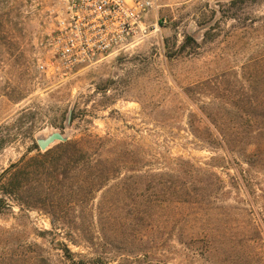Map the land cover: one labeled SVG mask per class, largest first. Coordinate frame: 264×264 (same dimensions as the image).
<instances>
[{"label":"rangeland","instance_id":"obj_1","mask_svg":"<svg viewBox=\"0 0 264 264\" xmlns=\"http://www.w3.org/2000/svg\"><path fill=\"white\" fill-rule=\"evenodd\" d=\"M41 1L0 0V175L12 163L37 153L34 142L54 131L68 139L86 131L108 138L106 149L137 154V168L151 163L170 171L182 158L191 163L180 169L183 177L210 182L216 174L231 193L211 199L212 215L220 219L190 228L193 224L183 217L166 236L170 250L163 248L162 253L172 264H244L250 252L255 256L252 264H264V231L250 243L225 236L211 245L199 238L202 234L186 233L202 228L234 232L239 220L250 230V218L264 229V165L247 164L241 148L229 156L207 118L208 114L212 120L228 119L237 107L248 108L258 120L264 113V0H158L159 7L126 47L67 78L48 76L37 68L44 18ZM72 110L78 115L73 123ZM247 130L230 125L222 132L243 136ZM252 147L246 145V150ZM244 169L248 171L243 182L250 179L257 196L256 210L247 218L238 208L247 207L249 193L234 179ZM130 173L122 167L119 178L109 184L114 188ZM105 190L83 194L80 200L58 201L66 217L61 226H54L51 214L42 208L21 210L15 201L0 208V264H24L21 253L32 256L34 247L60 263L57 240L87 254L84 245L70 241L67 233L86 230L100 242L97 205ZM122 212L118 221H110L114 230L110 250L116 255L113 262L128 255L122 263L129 264L135 255L143 258L147 244L133 238V228H122L130 217L126 209ZM193 237L197 239L192 241Z\"/></svg>","mask_w":264,"mask_h":264},{"label":"trees","instance_id":"obj_2","mask_svg":"<svg viewBox=\"0 0 264 264\" xmlns=\"http://www.w3.org/2000/svg\"><path fill=\"white\" fill-rule=\"evenodd\" d=\"M249 113L248 108L237 107L228 119L214 117L212 120L208 114L207 118L216 129L219 139L224 142V149L229 156L232 157L235 148H241V157L247 164L264 165V113L261 114L260 120ZM245 114L249 116L245 118ZM77 116L72 110L69 121L73 123ZM230 125L235 128L246 127L248 133L241 136L222 132V129ZM107 141L108 138L86 131L80 137L61 141L44 151L34 142L37 153L28 158L24 156L1 173L0 208L11 206L10 201L18 202L21 210L42 208L51 214L54 226L64 225L66 220L58 201L80 200L79 197L85 198L84 195H89L92 191L106 188L103 198L97 205L101 227L100 242H97L99 239H95L86 230H70L67 233L70 241L78 246L82 243L88 250L87 254L75 252L67 242L57 240L55 245L62 251L60 263H54L42 253L41 248L34 247L32 256L26 252L21 253L20 258L24 264L28 262V264H124L122 262L129 260L128 255L113 262L116 255L111 254L110 246H113L114 239L111 236L114 230L109 227L110 221H118L117 217L123 214L121 213L123 208L126 209V216L130 215V217L128 222L121 223L122 228H133L135 233L133 238H140L147 244L143 258L135 255V260L128 263L172 264L168 259L169 255L162 253L161 250L163 248L170 250L171 246L166 236L172 234L178 224H182V218L185 217L187 222L193 224L190 228H195L196 224L205 226L211 218L219 217L218 214H216L218 217L212 215L211 199L226 198L231 192L225 189L218 175L215 174V178L210 182L191 176L183 177L180 169L190 162L182 158L178 160L177 167L170 171L154 168L151 163H148L145 169L137 168L139 166L137 154L115 147L106 149ZM246 145L253 146L252 150H246ZM122 167H127L131 173L125 178H120V183L113 188L109 183L119 178L117 173ZM247 171L244 169L237 173L234 177L235 181L244 183L243 179L246 178ZM74 178L77 179L76 183L68 184ZM198 182H201L200 186ZM244 186L249 193L248 199L245 200L247 207L238 210L242 211L240 215L244 213L247 218L256 210L254 199L257 196L250 185V179H247ZM125 195L127 197L124 199ZM115 210L119 211L112 216ZM250 221V230L240 226L243 220H239L236 222L239 227L234 232L232 228L227 233H222L218 228H202L198 233L192 231L186 233L202 234L199 238L206 239L210 245L225 236L230 240L241 238L250 243L263 235L264 231L257 219L252 221L250 218ZM115 225L114 223L113 229ZM184 234L183 229L180 235ZM58 235L59 233H55V237ZM196 239L193 237L192 241ZM244 260V264H252L255 256L252 257L249 252Z\"/></svg>","mask_w":264,"mask_h":264},{"label":"built area","instance_id":"obj_3","mask_svg":"<svg viewBox=\"0 0 264 264\" xmlns=\"http://www.w3.org/2000/svg\"><path fill=\"white\" fill-rule=\"evenodd\" d=\"M43 33L37 68L67 78L123 49L143 30L158 0H42Z\"/></svg>","mask_w":264,"mask_h":264},{"label":"water","instance_id":"obj_4","mask_svg":"<svg viewBox=\"0 0 264 264\" xmlns=\"http://www.w3.org/2000/svg\"><path fill=\"white\" fill-rule=\"evenodd\" d=\"M67 139L68 137L65 133H62L60 131H54L45 137L39 138L37 142L42 150H47L56 141H65Z\"/></svg>","mask_w":264,"mask_h":264}]
</instances>
